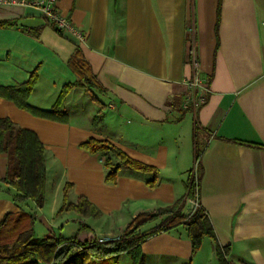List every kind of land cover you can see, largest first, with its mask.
Masks as SVG:
<instances>
[{
  "label": "crops",
  "instance_id": "1",
  "mask_svg": "<svg viewBox=\"0 0 264 264\" xmlns=\"http://www.w3.org/2000/svg\"><path fill=\"white\" fill-rule=\"evenodd\" d=\"M56 5L84 33L82 41L58 30L36 7L0 6V21H12L0 27V88L26 83L35 73L27 103L50 110L62 89L78 81L69 63L74 55L101 85L71 86L62 103L65 121L33 115L0 94V117L33 131L45 151V202L37 210L29 206L36 211L35 237H72L62 232L69 222L83 228L82 216L58 209L84 197L100 211L86 228L113 240L137 214L184 196L193 180V198L218 243L227 246L225 263L264 264V0ZM97 117L101 124L94 127ZM88 139L110 141L153 167L154 182L152 173L126 166L115 183L106 182L103 156L81 147ZM6 164L1 152L0 221L19 211L2 179ZM187 237L177 227L144 238V264H219L212 239L204 238L193 253Z\"/></svg>",
  "mask_w": 264,
  "mask_h": 264
},
{
  "label": "trees",
  "instance_id": "2",
  "mask_svg": "<svg viewBox=\"0 0 264 264\" xmlns=\"http://www.w3.org/2000/svg\"><path fill=\"white\" fill-rule=\"evenodd\" d=\"M12 26V21H0V27ZM70 65L78 74V81L66 85L50 110H38L27 103L33 88L36 75L32 73L26 83L0 88V94L12 100L18 107L33 115L57 121H65V113L61 110L64 96L71 86L83 84L88 88H100V83L89 70L88 65L78 55L72 56ZM101 118H95L94 127L101 124ZM90 153L103 156L105 181L115 183L121 166L153 174L150 184L154 182L157 171L146 164L135 161L120 148L107 140L88 139L81 144ZM37 135L28 129L16 126L8 118L0 117V153L7 155L6 175L4 182L12 189V200L19 208L16 213L6 214L0 221V264H119L123 256H127L130 264H144V255L140 244L144 238L158 232H168L177 227L186 231L192 252L201 248L204 238L214 241V251L219 264L225 263L227 246L218 243L210 219L199 205L191 212H184L185 202L196 195V185L188 181L184 196L173 204L161 207L154 212L137 214L122 234L115 239L97 241L92 237L79 242L75 236L64 237L49 233L36 240L33 230L35 212L30 209L27 201L34 204L35 209L43 207L45 202V151ZM195 152V157H197ZM74 211L86 218H97L100 211L84 197H78L73 203H64L58 211ZM156 223L150 230L143 226ZM85 226H83L84 228Z\"/></svg>",
  "mask_w": 264,
  "mask_h": 264
},
{
  "label": "built area",
  "instance_id": "3",
  "mask_svg": "<svg viewBox=\"0 0 264 264\" xmlns=\"http://www.w3.org/2000/svg\"><path fill=\"white\" fill-rule=\"evenodd\" d=\"M58 0H0V6L7 5H27L38 8L45 18L54 25L60 31H66L75 36L78 40L82 41L84 39V33L78 30L72 22L61 15L58 7L56 5ZM198 84V80L195 79L190 85L194 88ZM204 96H199L195 101L196 104H200L204 101ZM197 202L195 198H190L187 201V206L184 212L188 213L194 210L197 207Z\"/></svg>",
  "mask_w": 264,
  "mask_h": 264
},
{
  "label": "rangeland",
  "instance_id": "4",
  "mask_svg": "<svg viewBox=\"0 0 264 264\" xmlns=\"http://www.w3.org/2000/svg\"><path fill=\"white\" fill-rule=\"evenodd\" d=\"M197 75H198V68H197ZM27 204H28V206H31V207L34 205V204L32 205L31 202H28ZM37 209H39V208L37 207ZM79 218L81 219L82 224L85 226L84 228H79L80 223H81L79 221L75 222L74 224H70V222H69V224L64 228V231L62 233H63V235L72 236L73 237V234L76 231H74L73 233H70L69 232L70 231L69 228L74 227L75 229H78L77 232L75 233L77 240H79V242H83V241H86V240L92 238V236H93V234L89 231V229L86 228L87 225H91L92 224L93 220L92 219H89V218H84V217H79ZM36 225H37L36 226V228H37L38 227V224H36ZM42 236L43 235H38L37 234L36 237L40 238ZM38 238H36V240H39ZM97 239H98L97 241H105L106 240V239H103V238L102 239L101 238H97ZM119 264H129V262H128V260L126 261V258L125 257H122L119 260Z\"/></svg>",
  "mask_w": 264,
  "mask_h": 264
}]
</instances>
